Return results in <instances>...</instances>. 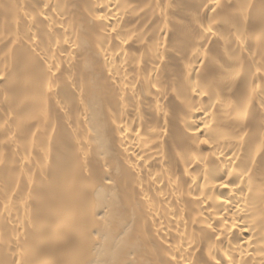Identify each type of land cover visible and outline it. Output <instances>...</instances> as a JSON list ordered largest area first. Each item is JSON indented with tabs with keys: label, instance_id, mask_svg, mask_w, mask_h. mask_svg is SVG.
<instances>
[{
	"label": "bare ground",
	"instance_id": "1",
	"mask_svg": "<svg viewBox=\"0 0 264 264\" xmlns=\"http://www.w3.org/2000/svg\"><path fill=\"white\" fill-rule=\"evenodd\" d=\"M0 264H264V0H0Z\"/></svg>",
	"mask_w": 264,
	"mask_h": 264
}]
</instances>
